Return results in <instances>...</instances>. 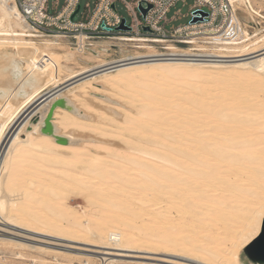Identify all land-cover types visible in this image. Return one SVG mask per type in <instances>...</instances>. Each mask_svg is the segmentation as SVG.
<instances>
[{
	"label": "bare ground",
	"instance_id": "obj_1",
	"mask_svg": "<svg viewBox=\"0 0 264 264\" xmlns=\"http://www.w3.org/2000/svg\"><path fill=\"white\" fill-rule=\"evenodd\" d=\"M230 1L234 6L251 3ZM238 21L210 47L184 40L197 47L174 45L159 51L146 43L166 39L121 38L151 51L134 54L142 60L115 65L102 58L106 53L89 52L87 56L99 62L48 87L37 77L21 74L32 70L24 61L15 62L17 71L0 68V81L7 80L0 82V110L15 113L11 119L5 115L0 124V261L147 264L125 258L165 253L193 264H259L248 262L242 253L264 221V35L252 41ZM35 32L16 0H0V43L10 41L29 51L32 44H42L36 54L45 60L65 45L53 39L37 42ZM93 81L117 86L120 94L122 87L126 100L140 107L122 127L131 134L120 138L125 145L103 157L77 146L74 137L60 144L53 135L41 133L55 98L67 94L71 105ZM66 83L20 122L37 98ZM69 111L77 114L73 106ZM36 114L39 122L28 124ZM38 138L46 142L39 145ZM62 149L69 150V157L61 155ZM27 160H35L38 170L50 167L57 172V162H64L65 180L59 181L68 188L80 187L87 204L71 206L67 195L55 189V199H49L41 173L29 180L35 188L26 190ZM51 180L50 185L55 184ZM33 242L86 245L83 250L99 256Z\"/></svg>",
	"mask_w": 264,
	"mask_h": 264
},
{
	"label": "rangeland",
	"instance_id": "obj_2",
	"mask_svg": "<svg viewBox=\"0 0 264 264\" xmlns=\"http://www.w3.org/2000/svg\"><path fill=\"white\" fill-rule=\"evenodd\" d=\"M54 1L56 0H50V3L52 4ZM95 1L97 2V0ZM229 1L230 0H211V3L207 4L206 6L199 5L198 0L179 1L177 5L173 7L167 15L166 36H155L152 34L151 31H145L144 28L143 32H141L142 34L136 36L144 38L146 37L166 39L167 41L165 40L156 43H146L148 45L151 44V46H154L155 49L159 51H167L165 50L166 47L169 48L173 47L174 45L181 48L197 47L194 44H185L187 42L179 43V41L184 38L179 37L177 34H175V30L178 28H184V31L182 33L183 36L192 35V37H186V41L195 40L196 43L205 44L206 46L210 47L213 45L214 41H218L226 37L229 32L233 29L234 24L239 20L238 22L240 23V27L244 31H246L250 37H252V41H257L255 39L262 37L264 35V0H250L251 3L247 1L235 2V6L231 3V1ZM16 2L19 5V0H17ZM87 2L88 0H81V5L83 8L85 7ZM63 5L64 0H59L58 8H56L54 12L58 13ZM118 10L119 13L124 16L123 19H129L123 4L118 3ZM198 10H203L209 15L203 21H197L195 23H192L194 12ZM78 13L75 15L74 19H72L73 15L71 17V19L75 22L80 21V15L78 16ZM140 13L142 14L141 11ZM121 24L116 29L122 34H105L101 35V37H96L95 39H93V41L95 42L94 46L92 48H89L88 50H84V52H80L78 49H76L77 39L72 37H64V35L71 36V34L66 33L67 30L65 29H59L56 26H52L50 27L51 31H39V37L34 38L37 42L42 43L44 39H53L65 44L64 46L58 47V49L55 51V56L50 60H45L40 55L36 54L39 46H43L42 44H32V49L29 51V49L26 48H15L11 45L13 43H11L10 41L0 43V68L7 67L17 71V66L15 62L24 61L31 65L32 70L31 72L25 70L21 74L25 77H37L38 79H40V81H43V83L47 84L45 86L48 87L54 85L55 82H59L60 80L62 81L63 77L65 78V76L69 75V73L71 74L79 72L84 67H88L99 62L98 60L90 59L87 56L89 52H100V54L102 52L106 53L105 56H102V58H106L105 60L107 61H113L125 57L127 55H134L139 53L144 54L146 52L149 53L151 51L147 48H135L133 45L134 43L131 42H127L124 40L121 41L117 38H109L112 36L119 37L121 35H132L131 33H128V31H130L129 29H119ZM35 33L37 34V32ZM79 45L80 47H83L85 45V41L79 39ZM232 59L225 58L224 60ZM44 67L46 69H43ZM82 76L79 78H82ZM76 80H78V78H76ZM5 81L7 80L1 79L0 82L5 83ZM114 87H111V85H108L103 81H93V83L88 86L84 92H78V95L73 99V102L71 103V105L74 107V110L77 111V114L75 116H72L69 110H62L63 108L61 107V109H56L53 118V124L54 122L56 124H54L56 134L59 136H64L68 138V140L69 138L74 137L77 141V146L88 147L91 149V152L95 155L97 154L99 156H104L105 154L106 156L108 150L116 149L118 151V149L125 145V140L121 142L120 138H125L126 136L129 137L131 135L129 134L130 132L123 131L122 127H125V125L127 124L129 116L134 117L137 115V112H139L140 107L139 105L132 104L130 103V101L128 102V100H126L127 96L126 93L122 91V87H119L121 94L124 92L122 95L119 93L118 89H116L117 86ZM62 97L66 98L67 102L69 103V97L67 94H64ZM17 103L18 101L15 102V105H17ZM14 114L5 113L0 110V124H2L1 119H3L5 115L6 117H10L9 119H11L14 117ZM28 124H30V122ZM57 127L58 131L60 130L59 132H57ZM118 133L122 136H120ZM21 137L26 138L25 133H21ZM37 137H39V135ZM41 138H43V136ZM39 139L40 138H38V143H40L39 145H43L42 140H45V138L40 140ZM44 142H46V140ZM61 155L69 157L70 152L68 149H62ZM35 163V160H27L26 162H24V166L26 167L27 172L25 178L28 179V185H26L25 187L26 190H31L35 188V186L29 184V180H37L34 175L37 173H41L42 176L46 178V180L41 178V180L43 179L42 181L46 183V187L43 189V193L48 196L49 199H51L52 201L55 199L53 198L54 194L52 193V189H55L57 192L59 191L58 193H62L63 196L67 195L66 197H64L66 198V202L69 203V205L71 206L81 207L87 204L84 196L82 197V195L84 194L83 190L80 187L71 186L68 188L67 184L63 185V183L61 182L62 180H65V171L61 169H66L67 167L66 164H63L64 162H57V165L56 163V166L54 165L56 168L60 169L61 173L57 172L59 170H51L50 167L40 168L38 170L36 169V167H33L35 166ZM60 165L61 167H59ZM49 174H52V178L51 176H49ZM51 179L55 180V184L50 185V183H52L50 181H53ZM58 181L62 184L60 185ZM59 186H61V188H58ZM62 187L64 188V190ZM65 189H69L68 192H66ZM80 191L82 192L80 193ZM47 210V208L43 207L42 211ZM187 216L189 217V214H187ZM194 231L196 230H193V232ZM33 243H36L37 245L66 249L73 251L74 253L78 252L91 255V252L83 250L89 248V246L86 245H75L67 243L66 245L68 246L77 247L69 248L39 242ZM57 243L61 245L65 244L63 242ZM132 255H136L138 257H126L125 259L134 262L142 261L147 264H193L194 262L193 260H190L185 257L182 258L181 256H173L171 254L167 255L165 253H133ZM242 255L244 256L243 258L248 261L246 253L243 252ZM91 256L99 255L93 254ZM9 263L13 264L14 260L10 259ZM77 263H79V261L75 260V264ZM98 263L99 261H97V264Z\"/></svg>",
	"mask_w": 264,
	"mask_h": 264
},
{
	"label": "built area",
	"instance_id": "obj_3",
	"mask_svg": "<svg viewBox=\"0 0 264 264\" xmlns=\"http://www.w3.org/2000/svg\"><path fill=\"white\" fill-rule=\"evenodd\" d=\"M179 1L182 0H97V2L95 0H88L83 8L81 0H64V5L58 13H55L54 10L58 8L59 0L54 1L52 4L50 3V0H19V5L17 3V6L24 15L26 21L37 32L51 31L50 27L52 26H56L59 29H65L67 30L66 33L71 34V36L64 35V37L77 39L76 49L80 52H84V50H88L94 46L95 42L93 39L96 37H101V35L105 34H122L116 29L121 24L124 17L119 13L118 3L124 5L129 17V19L125 18V24L130 28L128 33H131V36L142 34L141 32H143L144 27H148L155 36H166L167 15ZM198 1V4L201 6H206L211 3V0ZM141 2H143L145 7L149 4L152 5V8L148 11L145 18L142 17V14L138 9ZM79 5L80 10L78 16L80 15V21L75 22L71 17ZM183 31L184 28H178L175 30V34L184 38L180 40L179 43H185L183 41L187 40L186 37H192V35L183 36ZM80 36H83V40L85 41L83 47H80L79 45ZM124 37H129V34L121 35L119 37L112 36L109 38L121 39ZM133 57L135 56L127 55L113 61H120L119 63H122L125 61L144 59H134ZM115 64H118V62L111 65ZM0 264L9 263L0 261Z\"/></svg>",
	"mask_w": 264,
	"mask_h": 264
},
{
	"label": "water",
	"instance_id": "obj_4",
	"mask_svg": "<svg viewBox=\"0 0 264 264\" xmlns=\"http://www.w3.org/2000/svg\"><path fill=\"white\" fill-rule=\"evenodd\" d=\"M152 8V5L149 4L147 7L143 5V2H141L138 6V9L142 12V16L145 18L148 11ZM80 6H78L77 10L73 14L72 19H74L75 15L79 12ZM209 14L203 10H198L194 12V17L192 19V23H195L197 21H203ZM119 29H130L125 24V19H123L121 26ZM145 31H150L148 27H144ZM70 83H66L60 87L50 89L44 93V95L37 98V100L34 101V103L29 106L21 115L22 118L20 119V122H22L25 119H28L31 116V113L34 109L40 107L41 105L47 103L53 95H56L58 92L66 88ZM66 108L68 110H72V106L67 102L66 98L64 97H56L55 100L51 103L49 112L44 119V124L41 127V133L42 134H48L53 135L56 138V142L60 144H68L69 140L64 136L56 135L54 132V125L52 123V119L54 117V112L58 108ZM40 120V114H36L33 116L32 120H30V124H36ZM21 124H17V127ZM31 127V126H30ZM31 129V128H28ZM244 252L247 255L248 261L253 263H259L264 264V221L262 224V228L260 231V234L248 245L246 246Z\"/></svg>",
	"mask_w": 264,
	"mask_h": 264
}]
</instances>
